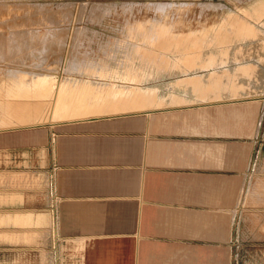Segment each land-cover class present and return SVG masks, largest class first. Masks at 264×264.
Here are the masks:
<instances>
[{
  "label": "crops",
  "instance_id": "obj_1",
  "mask_svg": "<svg viewBox=\"0 0 264 264\" xmlns=\"http://www.w3.org/2000/svg\"><path fill=\"white\" fill-rule=\"evenodd\" d=\"M211 70L160 105L0 129V264H264V179L243 187L264 143Z\"/></svg>",
  "mask_w": 264,
  "mask_h": 264
},
{
  "label": "rangeland",
  "instance_id": "obj_2",
  "mask_svg": "<svg viewBox=\"0 0 264 264\" xmlns=\"http://www.w3.org/2000/svg\"><path fill=\"white\" fill-rule=\"evenodd\" d=\"M164 1L172 4L162 6ZM245 1L0 0V77L44 81V113L50 116L60 99H80L95 112L108 114L126 110L124 104L114 109L111 104L130 103L131 98L118 100L130 91L141 94L145 105L135 104L134 109L171 101L170 92L188 88L181 79L212 69L208 80L218 79L227 95L236 94L238 84L242 92L237 93L246 96L237 107H229V114L237 113V122L242 121L243 139L255 136L264 143V18L251 7L242 8ZM161 32L167 35L161 42L186 46L190 58L202 49V58L184 62L181 50L165 49L150 37ZM176 34L180 39L172 38ZM253 38L255 45L240 43ZM50 119L59 118L46 122ZM30 125L16 122L0 129ZM246 151L240 143L229 144L231 160ZM244 163L248 196L250 187L264 179V158L256 154L250 161L244 157Z\"/></svg>",
  "mask_w": 264,
  "mask_h": 264
},
{
  "label": "bare ground",
  "instance_id": "obj_3",
  "mask_svg": "<svg viewBox=\"0 0 264 264\" xmlns=\"http://www.w3.org/2000/svg\"><path fill=\"white\" fill-rule=\"evenodd\" d=\"M169 3L171 2L164 1L160 4H162V6H168L170 5ZM2 20H3V17H2ZM167 20H171V19H167ZM10 30L12 31V29ZM166 36L167 35L166 34L164 35V32H161V33H152L150 37L152 38L154 37L153 40L156 41L155 43L157 44L161 43L160 45H162V47H164L165 49H170L171 51L181 50L182 58L184 62H191L193 60H200L202 58L201 54H204L202 52L203 51L202 49L196 54L197 56H195L194 58H190L189 56L190 53L188 49L186 48V46L184 47H181V46L179 47V46H174V45L171 46L172 44H166L165 42H161V41H165ZM172 38L180 39V36L176 34ZM149 40H151V38ZM0 50H3V49L0 47ZM135 52L138 53L139 50ZM148 61H150V59ZM157 69H160V68H157ZM175 69L178 70V68H175ZM217 83L220 84L219 82H216V83L211 82L209 84H211L212 86H218ZM196 84H199V81L197 79H191L188 81V87L192 85H196ZM169 95L173 97V92H170ZM46 98H47L46 97V85H44V81H35L34 79L27 78V77H8V78L0 77V127L9 125V123H16V122L24 124V125L25 124H35L37 122H44L45 120H48V118L50 117L52 118V116L59 118L55 120H64V119L82 118L88 115L99 113V112H95L93 107L87 106V104L83 100L75 99L74 101H72L71 99H68L67 102H63L60 99L56 102L54 106L56 112L50 116L47 113H44V111L47 109V107L45 106V104L47 103ZM121 98L118 99L119 102L124 99L131 98L130 103H126L123 101L118 104V105L126 104V106H124L126 107L125 108L126 110L134 109L136 107L135 104L138 105L139 107L145 106L143 98H141V94H139L138 92L130 91L129 97L124 96ZM83 103L84 105H82ZM161 103H164V99L161 100L160 104ZM153 104H155V102H153ZM66 105L69 106L70 109ZM112 106H113L112 109H114L115 107H117V104L115 103Z\"/></svg>",
  "mask_w": 264,
  "mask_h": 264
}]
</instances>
